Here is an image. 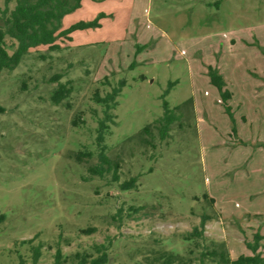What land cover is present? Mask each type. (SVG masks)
<instances>
[{"label":"rangeland","instance_id":"rangeland-1","mask_svg":"<svg viewBox=\"0 0 264 264\" xmlns=\"http://www.w3.org/2000/svg\"><path fill=\"white\" fill-rule=\"evenodd\" d=\"M95 19L98 27L0 72V264L29 256L28 240L43 245L41 264L57 248L71 257L93 244L107 246L108 264H149L185 255L183 235L203 215L204 235L232 260L252 254L256 235L264 256V0H82L61 29ZM210 70L225 81L226 102ZM56 75L72 89L58 105ZM121 83L105 143L120 183L137 179L128 191L110 176L83 179L97 163L103 110L92 94ZM164 102L179 116L168 137L155 128L140 136ZM79 150L92 158L75 161ZM87 228L95 231L82 235Z\"/></svg>","mask_w":264,"mask_h":264},{"label":"trees","instance_id":"trees-1","mask_svg":"<svg viewBox=\"0 0 264 264\" xmlns=\"http://www.w3.org/2000/svg\"><path fill=\"white\" fill-rule=\"evenodd\" d=\"M82 0H4V8L0 9V72L3 70L12 71L21 62L23 56L40 46H46L53 51L58 47L55 43L57 38L63 37L70 40V34L78 30H87L98 27V19L85 23L84 21L76 22L67 29H61V19L78 9ZM12 3V7L10 6ZM103 16V15H100ZM209 81L219 92L221 99L226 102L230 98V92L226 88V83L222 77L212 70L209 71ZM60 76L56 75L54 82L56 88L53 89L51 101L58 105L62 100L68 98L71 87L59 81ZM123 83L118 87L112 88L104 96H100L96 90L92 94V101L103 107L102 117L97 118L96 128V155L97 163L89 165L86 168L87 177L84 181H89L94 177L106 179L110 176L108 183L118 186L120 191H128L135 187L137 179L130 178L120 183L119 163L111 160L107 155V145L105 137L109 128L116 125V115L114 110L118 105L117 97L120 94ZM164 111L162 117L154 121L153 124L147 125L141 130L140 136L151 135V129L155 128L160 139L168 137L173 122L179 121L176 111L171 109L166 102L163 103ZM4 108L0 107V113ZM79 116L77 117V119ZM77 124L76 121L73 122ZM139 136V137H140ZM75 161L82 163L92 158L89 151H78L73 154ZM209 206L214 205V201L205 195ZM210 221L208 215L201 217L200 223L193 227L192 230L183 235L184 242L191 247L185 255L174 254L172 252L159 253L152 259L149 264H264V256L257 253L259 243L262 237L256 235L253 243H247L246 247L252 252L251 255H240L236 260H232L224 242H209L204 235L205 224ZM94 228L81 230L82 235H90ZM29 245V256L18 255L16 264H41L40 259L43 256V245L40 243L32 245V240L22 242ZM108 248L104 244H93L91 251L76 252L71 257L65 256L57 248L52 256L51 264H108Z\"/></svg>","mask_w":264,"mask_h":264}]
</instances>
